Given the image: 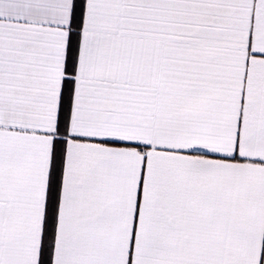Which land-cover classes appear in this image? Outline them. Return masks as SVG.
I'll use <instances>...</instances> for the list:
<instances>
[{"label": "snow or ice", "instance_id": "1", "mask_svg": "<svg viewBox=\"0 0 264 264\" xmlns=\"http://www.w3.org/2000/svg\"><path fill=\"white\" fill-rule=\"evenodd\" d=\"M0 264H264V0H0Z\"/></svg>", "mask_w": 264, "mask_h": 264}]
</instances>
